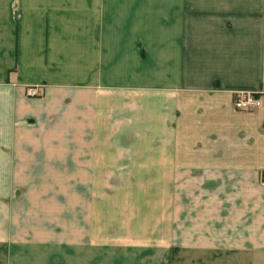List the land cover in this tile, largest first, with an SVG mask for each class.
<instances>
[{
    "label": "crops",
    "instance_id": "1",
    "mask_svg": "<svg viewBox=\"0 0 264 264\" xmlns=\"http://www.w3.org/2000/svg\"><path fill=\"white\" fill-rule=\"evenodd\" d=\"M263 181L264 0H0V264H264Z\"/></svg>",
    "mask_w": 264,
    "mask_h": 264
},
{
    "label": "built area",
    "instance_id": "2",
    "mask_svg": "<svg viewBox=\"0 0 264 264\" xmlns=\"http://www.w3.org/2000/svg\"><path fill=\"white\" fill-rule=\"evenodd\" d=\"M27 94L30 97H39L41 95L38 88H29ZM234 98V107L238 111H252L261 106L260 99L250 92H237L235 93ZM262 186H264V181Z\"/></svg>",
    "mask_w": 264,
    "mask_h": 264
},
{
    "label": "rangeland",
    "instance_id": "3",
    "mask_svg": "<svg viewBox=\"0 0 264 264\" xmlns=\"http://www.w3.org/2000/svg\"><path fill=\"white\" fill-rule=\"evenodd\" d=\"M26 94H27V92H26ZM28 95V94H27ZM105 216H103V219H104V221H105V219H107L108 220V217L107 218H104ZM104 223V222H103ZM112 233V232H111ZM111 233H109V232H107V234H111ZM112 234H117V233H112Z\"/></svg>",
    "mask_w": 264,
    "mask_h": 264
}]
</instances>
